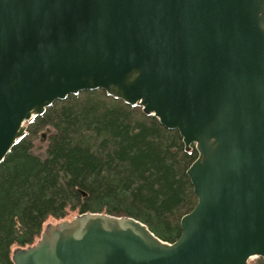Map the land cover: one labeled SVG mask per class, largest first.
<instances>
[{
  "label": "water",
  "instance_id": "95a60500",
  "mask_svg": "<svg viewBox=\"0 0 264 264\" xmlns=\"http://www.w3.org/2000/svg\"><path fill=\"white\" fill-rule=\"evenodd\" d=\"M95 90L195 147L197 204L172 244L84 213L48 223L14 264L264 258V0H0V164L56 101Z\"/></svg>",
  "mask_w": 264,
  "mask_h": 264
},
{
  "label": "trees",
  "instance_id": "16d2710c",
  "mask_svg": "<svg viewBox=\"0 0 264 264\" xmlns=\"http://www.w3.org/2000/svg\"><path fill=\"white\" fill-rule=\"evenodd\" d=\"M197 157L177 130L103 90L56 101L0 164V264H14L13 247L34 245L50 218L84 213L130 217L176 242L197 204L187 175Z\"/></svg>",
  "mask_w": 264,
  "mask_h": 264
},
{
  "label": "rangeland",
  "instance_id": "374dc122",
  "mask_svg": "<svg viewBox=\"0 0 264 264\" xmlns=\"http://www.w3.org/2000/svg\"><path fill=\"white\" fill-rule=\"evenodd\" d=\"M47 138H48V132H47V130H45V131H43V132H41L39 135H38V138H37V140H36V142H35V151L38 153V154H43L44 153V150H45V148H46V145H47ZM72 216V215H71ZM76 215H73L71 218H73V217H75ZM68 219V218H67ZM57 221L56 220H54L53 218H50L48 221H47V223H46V225L48 224V223H56ZM45 225V226H46ZM39 240V239H38ZM37 240V241H38ZM36 241V242H37ZM17 247L16 246H14L13 247V250L14 249H16ZM255 259H252V261H250V262H253Z\"/></svg>",
  "mask_w": 264,
  "mask_h": 264
}]
</instances>
